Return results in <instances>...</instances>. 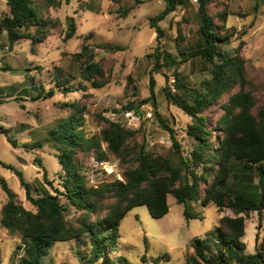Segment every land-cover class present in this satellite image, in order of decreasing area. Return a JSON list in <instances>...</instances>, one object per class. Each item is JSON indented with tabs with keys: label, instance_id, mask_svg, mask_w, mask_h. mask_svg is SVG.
Returning <instances> with one entry per match:
<instances>
[{
	"label": "trees",
	"instance_id": "1",
	"mask_svg": "<svg viewBox=\"0 0 264 264\" xmlns=\"http://www.w3.org/2000/svg\"><path fill=\"white\" fill-rule=\"evenodd\" d=\"M8 11L0 17V33L5 32L7 46L12 48L20 41H28L32 54L53 31L62 28L59 18L50 15L55 9V0H5ZM65 4L69 0H64ZM253 11L258 10L261 0H254ZM188 0H165L164 8L149 19V27L156 33L157 42L164 36L159 26L170 13ZM213 0H197L199 39L193 47L185 46L183 39H175L179 60L175 55L155 47L154 67L149 77V97L140 104L150 103L159 126L171 139V147L164 155L147 149L142 141H136L138 130L125 128L119 122L106 118L105 126L98 133L85 131V107L76 103L67 118L61 119L50 138L56 150L61 171L54 187L48 181L46 170L38 158L36 162L43 170V180L52 190L34 196L30 183L22 172L11 165L0 162V166L11 170L24 189L26 200L33 210H28L15 200V196L0 177V186L7 194V201L0 210V226L10 233L18 234L27 241L20 257V264H42L54 242L85 239L89 255L83 264H116L109 257L118 239V228L124 217L134 208L145 206L153 219H161L169 212L168 196L178 205H183L184 216L192 218L187 204L200 201L203 205L212 202L218 213L230 210L234 217L221 216L216 228L215 251L203 239H194L191 247L193 262L200 264H264V237L255 250L246 253L241 241L245 234V216L250 212L261 215L264 212V99L256 112L254 94L247 90L245 60L241 56L240 43L232 56H227L220 46L227 45L232 35L225 27L226 11L210 14L208 5ZM56 4V5H55ZM82 6V4H81ZM59 7V6H57ZM77 14V11L74 12ZM66 29L62 40L72 39L76 33L75 17H66ZM89 34L86 38H91ZM103 50L121 51V46L99 45ZM80 78L70 72L55 68L53 86L31 98L32 101L46 100L56 93L69 94L102 88L107 83L105 71L95 57L88 52V46L81 45ZM193 61L198 67L201 79L197 83L185 77L179 67ZM161 63L170 66L171 77L165 76L162 89L165 100L180 109L191 121L185 127L186 135L193 141L190 151H185L175 138L174 130L167 125L157 108L154 92L155 80ZM9 70V69H4ZM171 78V79H170ZM42 87V86H41ZM238 88L236 92L234 89ZM222 115L215 128H209L205 112L221 100ZM139 106L127 103L113 113L133 112L139 122L143 113ZM216 132L217 135H214ZM13 147L33 149L40 145H18L3 132ZM134 143V145H131ZM78 154L92 155L98 163H105L110 157L124 165L121 179H112L98 186L87 184L81 173L82 165ZM257 180L256 182L254 180ZM117 264H129L120 259ZM187 264V263H185Z\"/></svg>",
	"mask_w": 264,
	"mask_h": 264
},
{
	"label": "rangeland",
	"instance_id": "2",
	"mask_svg": "<svg viewBox=\"0 0 264 264\" xmlns=\"http://www.w3.org/2000/svg\"><path fill=\"white\" fill-rule=\"evenodd\" d=\"M55 2L58 5L55 4L56 8H50L49 12L52 17L61 20L62 28L53 31L34 54L30 52L28 41H20L12 48L7 47V44L0 47V89L3 91L0 92V162L21 171L32 189H38L33 190L34 196L47 191L52 193L50 186L43 180V170L36 162L38 158L46 170L48 181H52L54 187L57 186L61 168L52 142L46 139L50 138V131L57 122L69 116L72 109L65 105L76 103L85 107L84 128L88 134L98 133L105 126L104 117L121 123L127 129L138 130L141 127L136 141H144L150 151L166 154L171 147L169 134L159 126L151 104H140L149 97V77L155 63L152 56L158 46L161 51L175 55L179 60L175 39H183L182 43L189 47H193L199 39L197 4L192 0L179 6L159 23L164 36L158 42L156 33L149 27V19L164 8L165 0L149 3L143 0ZM254 4V0H213L208 5V11L213 15L223 11L228 14L225 27L232 37L227 45L220 46L227 56H232L238 45L243 43L241 56L245 60L247 78L251 84L247 90L255 96L256 112L264 99V0H261L257 11H253ZM75 11L77 14H74ZM71 16L75 17L76 33L72 39L64 42L62 38L68 22L66 17ZM89 34L92 37L86 38ZM83 44L88 46V52L94 55L95 61L105 71V86L96 89L87 84L85 92L62 94L59 91L46 100L32 101L31 98L36 97L41 88L48 92L53 86L55 68L74 75L76 79H71V83L77 84L81 80L82 58L77 55ZM99 45L121 46L123 50H103ZM195 65L190 61L179 69L189 81L197 83L201 76ZM171 72L170 66L161 63L159 71L152 74L157 108L167 125L174 130L175 138L182 148L188 152L193 141L184 130L191 119L167 103L162 92L165 76H170ZM227 97L224 96L205 112L209 128L216 127V121L223 113L221 105L227 101ZM127 103L140 107L139 111L143 113L140 122L132 117L127 119L122 112L113 113V110ZM5 131L19 146L40 147H13L3 134ZM78 156L82 165L81 173L88 185L98 186L115 178L121 179L120 173L125 164L118 159L110 157L108 162L98 163L91 154ZM0 177L5 180L15 200L24 208L33 210L17 176L0 166ZM7 198L0 186V210ZM168 205L169 212L161 219L151 218L145 206L131 210L121 221L117 244L109 252V257L116 264L120 259L129 264H200L193 262L195 255L192 241L203 239L211 251H215L219 218L224 215L234 217L227 209L218 213L212 202L205 205L200 201L189 202L186 207L192 218L184 216L185 207L178 205L171 196H168ZM245 218V234L241 241L245 244L246 253H253L255 237H258V242L264 237V212L261 215L250 212ZM26 245L25 239L0 226V264H20ZM86 245L85 239L54 242L41 263L83 264L84 257L89 255V245ZM102 263L103 259H100L98 264Z\"/></svg>",
	"mask_w": 264,
	"mask_h": 264
},
{
	"label": "crops",
	"instance_id": "3",
	"mask_svg": "<svg viewBox=\"0 0 264 264\" xmlns=\"http://www.w3.org/2000/svg\"><path fill=\"white\" fill-rule=\"evenodd\" d=\"M153 0H143V2L149 3L152 2ZM0 7H1V12H0V17L3 13H6L8 11V6L5 2V0H0ZM7 44V39H6V34L5 32L0 33V47L2 48ZM18 44V43H17ZM8 45V44H7ZM16 45V44H15ZM8 47V46H7ZM0 92H3L2 89H0Z\"/></svg>",
	"mask_w": 264,
	"mask_h": 264
},
{
	"label": "built area",
	"instance_id": "4",
	"mask_svg": "<svg viewBox=\"0 0 264 264\" xmlns=\"http://www.w3.org/2000/svg\"><path fill=\"white\" fill-rule=\"evenodd\" d=\"M193 3L197 4V0H192ZM124 116L128 119L132 117L133 119L139 120L136 114H132L131 112L124 114Z\"/></svg>",
	"mask_w": 264,
	"mask_h": 264
}]
</instances>
